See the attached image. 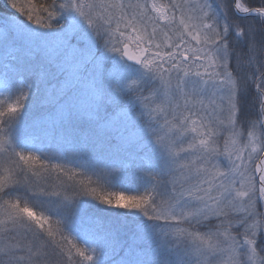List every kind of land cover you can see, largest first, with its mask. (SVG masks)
Instances as JSON below:
<instances>
[{
  "label": "snow or ice",
  "instance_id": "1",
  "mask_svg": "<svg viewBox=\"0 0 264 264\" xmlns=\"http://www.w3.org/2000/svg\"><path fill=\"white\" fill-rule=\"evenodd\" d=\"M3 4L0 264H264V0Z\"/></svg>",
  "mask_w": 264,
  "mask_h": 264
},
{
  "label": "trees",
  "instance_id": "2",
  "mask_svg": "<svg viewBox=\"0 0 264 264\" xmlns=\"http://www.w3.org/2000/svg\"><path fill=\"white\" fill-rule=\"evenodd\" d=\"M37 2H39V0H37ZM245 2L250 3L252 6H259V0H248V1L245 0ZM0 9H1V11L9 13V14L14 11V10L10 9L9 7H5L3 4V0H0ZM21 18L23 19V17H21ZM248 99L251 100V96H249ZM250 111H251V109H250ZM36 211H39V210L36 209ZM88 211H92V209H88ZM122 255H123V253L121 252L119 255L116 256V259H120V257Z\"/></svg>",
  "mask_w": 264,
  "mask_h": 264
},
{
  "label": "rangeland",
  "instance_id": "3",
  "mask_svg": "<svg viewBox=\"0 0 264 264\" xmlns=\"http://www.w3.org/2000/svg\"><path fill=\"white\" fill-rule=\"evenodd\" d=\"M22 3L24 2V0H20ZM248 1V0H246ZM9 13H6V12H3L1 11L0 9V16H4V15H8ZM250 101L248 98L243 102L244 103V106L246 108V110L250 111L251 107H250ZM21 136L23 137V133L21 132ZM264 210V209H263ZM115 259H116V256H115Z\"/></svg>",
  "mask_w": 264,
  "mask_h": 264
}]
</instances>
